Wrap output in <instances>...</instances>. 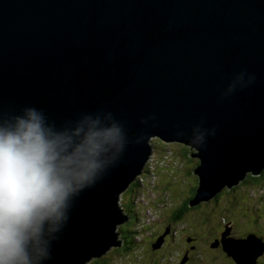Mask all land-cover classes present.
Returning <instances> with one entry per match:
<instances>
[{"label":"water","instance_id":"95a60500","mask_svg":"<svg viewBox=\"0 0 264 264\" xmlns=\"http://www.w3.org/2000/svg\"><path fill=\"white\" fill-rule=\"evenodd\" d=\"M26 106L55 122L102 108L124 126V151L76 201L52 264L99 259L121 248L119 195L152 138L199 159L190 207L264 167V0H0V111ZM223 246L236 264L256 259L251 240Z\"/></svg>","mask_w":264,"mask_h":264},{"label":"clouds","instance_id":"9594fccd","mask_svg":"<svg viewBox=\"0 0 264 264\" xmlns=\"http://www.w3.org/2000/svg\"><path fill=\"white\" fill-rule=\"evenodd\" d=\"M152 140L149 142L150 153L147 155L145 164L127 187L128 189L133 184L129 201L123 205L120 195L118 199L117 207L121 210V215L128 217L124 224L115 229V234H119L115 241H121L117 259H123V261L122 255L126 251L122 239L125 229L121 230L122 227L128 229L137 222L146 221V213L149 211H146L147 208L142 209V206H137L138 199H141L139 195L153 194L156 189L157 172L164 170L168 164H173L167 159L171 154L168 148H165L167 152H163L156 162H151L155 154ZM126 143L127 137L123 124L116 120L111 112L102 108L61 122L50 120L43 109L33 106H26L19 111H0V264H52L53 250L65 233L76 201L84 191L94 187L103 179L108 169L115 164L124 151ZM164 143L168 145L167 142ZM149 165H152L154 171H149ZM259 173L264 175V167ZM143 176L148 181H144ZM237 185L231 189L227 187L223 189L230 193ZM137 186H139L138 189L134 190ZM170 186L171 184L164 186V189ZM218 194L207 202L203 201L196 206H191L190 209H197L213 202L212 200ZM147 201L149 202V205L146 203L147 206H153L152 198L148 197ZM122 205L125 208H122ZM163 205L167 206L166 203ZM208 206L212 207V205L206 206L210 212ZM180 208L178 206L177 210ZM214 216L215 213L211 215L212 218ZM176 218L173 220L170 216L168 222L165 221V224L158 227L156 242L167 244L177 241L174 237L178 235L177 225L183 222L176 221ZM145 226L146 223L142 225V228ZM168 228V236H164ZM175 231H177L176 234H174ZM222 232L224 234L213 239L209 247L228 256L223 250L224 239L240 241L245 238L234 237L229 229V223H226ZM133 234L131 233L127 239ZM136 236L131 239L133 245L139 248L138 240H142L144 246L145 241L151 242L153 239L151 236H154V233L148 235L149 240L147 237L140 239L138 235ZM187 238L190 242L194 241L197 248L198 238ZM179 242L177 241V245ZM214 244L221 245L222 251L215 248ZM127 246L128 250L136 248L130 247V244ZM262 247L264 243L261 239L257 243V248ZM191 248L192 251L195 250V247ZM104 253L100 258L109 264L110 258H106L109 251ZM183 253H185L184 249ZM113 256L110 257L113 258ZM255 258L256 261L257 257ZM96 260L98 259L90 262ZM164 260L163 257L162 261ZM187 260L186 257L179 259V262L174 261L179 264H191ZM150 261L152 264L157 261L161 264L156 254L155 257H150Z\"/></svg>","mask_w":264,"mask_h":264},{"label":"rangeland","instance_id":"374dc122","mask_svg":"<svg viewBox=\"0 0 264 264\" xmlns=\"http://www.w3.org/2000/svg\"><path fill=\"white\" fill-rule=\"evenodd\" d=\"M152 139L153 142L158 141L156 140V138ZM168 144L172 145L173 143ZM164 148L169 147L166 146ZM186 170H188L187 166L178 167L176 161V164H168V166L164 170H159L157 172L155 181L156 189L154 190V193H143L139 195L141 199H138L139 202L137 206H142V209L147 208L146 211H149L146 213V221L144 223L137 222L129 228V230H131V233H135L140 239L147 237V240H149L150 237L148 235L154 233V236H151L153 239L150 243H147L145 241L144 246L142 244V240H138L140 242V247L138 248L133 245L136 248L126 251L122 255L124 256V261H117L123 259H117L119 257L117 252L109 251L106 258H110V263L152 264V261H150V257H155L156 254L161 264H168L169 261H172V264H179L177 263L179 262V259L186 258L188 252L192 250L191 247H195V252L190 254V257L193 258L191 264H235L230 257L222 254L216 249H211L209 247L213 239H217L219 236H222L224 234L222 231L226 226V223H229V229L234 237H242L245 238V240H251L254 243H259L261 239L264 241L263 184L262 186H257L254 188H243L244 191L248 189V192L250 194H253V198L255 197V200L253 201L252 199L248 198L245 194L246 192H244L243 195H237L233 197L231 206L228 203L226 196L221 194L222 196L220 195L217 201L209 203L213 207L212 209L211 206H208L210 212H208V210L206 209V206L209 204L202 205L197 209L189 210V212L186 213V219L184 220V222L177 225L178 235L176 236V239L177 241H180L179 245H176L178 246L177 248H175L176 246H174L173 243L170 242L167 244H162L158 241L156 242L155 236L158 227H160L159 224H165V221L168 222L169 217L172 215L171 212L177 210L178 206H180L182 209L184 202L181 203V201L189 196V192H187V189L183 188V184H187L188 188V185H190V183H192L193 181L192 178H190V176L186 174L188 173ZM143 179L144 181H148L145 180V176H143ZM169 184H171V186L166 189V191L164 189V186H167ZM132 185L128 189L126 187L125 189L127 190L120 194V201L123 205H125L128 200L126 198V194L131 191ZM190 186L193 187L194 184ZM188 190L190 191L189 188ZM148 197L152 198L153 206H147L149 205V202L147 201ZM223 198H225V201H223ZM165 203L167 204V206L163 205ZM224 203H228L226 204L227 206H224ZM227 210H229V212ZM211 213H215L213 220L211 217ZM223 217H225V220L222 219ZM230 218L234 219L235 225L233 224L232 219L229 221ZM203 221L204 224L203 227H201L200 223ZM255 222L258 223L257 226L255 225ZM145 223L146 226L142 228V225H145ZM168 233L169 228L164 236H168ZM176 233L177 231L174 232V234ZM257 233L259 236L257 235ZM136 235L134 236L135 238L137 237ZM184 236H187L189 238H198L197 248L194 241L190 242V240H188V238ZM162 249L163 251L161 252ZM183 249L185 250V253H183ZM263 249L264 247L256 248L254 250L257 257V260L254 262V264H264V254H262ZM112 255H114V259L110 257ZM163 257L165 258L164 261H162ZM99 260H103L104 262H106L103 258H99L95 262H88L87 264H94ZM174 260L177 262H173ZM154 264H158V261Z\"/></svg>","mask_w":264,"mask_h":264},{"label":"trees","instance_id":"16d2710c","mask_svg":"<svg viewBox=\"0 0 264 264\" xmlns=\"http://www.w3.org/2000/svg\"><path fill=\"white\" fill-rule=\"evenodd\" d=\"M156 140H158L157 142H154V151H155V154H154V157L153 159L151 160V162H156L160 155L164 152L166 153L167 151H165L166 149L164 147L168 146L169 150L171 151V154L168 155L167 159L172 162L173 164H176V161H177V164H178V167H186L187 166V169L186 170L188 173H186L187 175L190 176V178H192V183H190V185L194 184V186H190L188 185V188L190 189V191L188 190L187 188V184H183V188L187 189V192H189V197L187 199H183V202H184V205L182 207V209L180 208L179 210H176V211H172V219L174 220L175 217H177L175 220L178 221V222H184V220L186 219L185 216H186V213L189 212V210H191L190 208V204L193 203V201L196 199V196H197V184L199 182V177L197 175H195L194 173V170L196 167H198V164H199V159H195V158H190V154L194 153L193 150H191L190 148L186 147V146H182V145H179V144H172V145H166L164 143L163 140L159 139V138H156ZM167 149V150H168ZM149 168V171H154V169L152 168V165H149L148 166ZM147 174H148V171L146 170L145 171ZM155 175V173H153ZM189 178V179H190ZM264 184V175L260 174L259 172H253V171H249L248 173H246L244 175V178L242 181H240V183L234 187L230 193L226 192L225 190L226 189H223L220 193L224 196H226L227 198V201L228 203L232 206V199L234 196H237V195H243L244 192H246V196L250 199H253V194H250L248 191V189H246V191H244L243 188H254V187H257V186H262ZM139 186H137L136 188H134V190H137ZM219 193V194H220ZM249 193V195H248ZM217 195L212 201H217L219 196L221 195ZM221 195V196H222ZM131 197V193L128 192V194H126V198L128 199L127 202L129 201ZM231 197V198H230ZM223 201H225V198H223ZM246 201V200H245ZM226 203V204H228ZM245 203V202H244ZM244 203H241V204H244ZM225 203H224V206H227ZM130 206H132V204L130 203ZM122 208H125V206H121ZM131 208V207H129ZM229 212V210H227ZM226 211V212H227ZM214 218H212L213 220ZM223 220H225V217L222 218ZM232 218L229 219V221L231 220ZM233 220V224H234V219ZM207 221V219H206ZM254 223V222H253ZM204 224L203 223H200V226H202ZM235 225V224H234ZM255 225L257 226L258 223L255 222ZM125 229V234L124 236L122 237L123 241H124V248H125V251H127L129 248L127 246V244H130V247H133V242H132V239L131 237H134L136 234L134 233L133 235H131V237L129 239H127L129 236H130V230L129 228L127 229L122 227L121 230H124ZM130 232H129V231ZM262 232V231H261ZM258 235V233H257ZM215 236V235H214ZM259 236V235H258ZM213 237V236H212ZM125 238V239H124ZM197 239V238H195ZM129 240V242H128ZM219 250L222 251V248H218ZM115 252L119 253L120 251L118 250V248L114 249ZM233 260V259H232ZM117 261H122V260H117ZM234 262V260H233ZM108 262H104L103 260H99L98 262L94 263V264H107ZM235 263V262H234ZM236 264V263H235Z\"/></svg>","mask_w":264,"mask_h":264},{"label":"flooded vegetation","instance_id":"af4514ba","mask_svg":"<svg viewBox=\"0 0 264 264\" xmlns=\"http://www.w3.org/2000/svg\"><path fill=\"white\" fill-rule=\"evenodd\" d=\"M161 225H162V224L160 223L159 226H161ZM174 237H176V236H174ZM172 243H173L174 246L177 245V241H172ZM174 243H175V244H174ZM219 248H221V247H219ZM194 252H195V251H192V250L188 252V255H187L188 260H187V261H188L189 263H192V261H193V258L190 257V254H191V253H194ZM193 257H194V256H193ZM173 262H175V261H173ZM169 264H172V261H169Z\"/></svg>","mask_w":264,"mask_h":264},{"label":"bare ground","instance_id":"6f19581e","mask_svg":"<svg viewBox=\"0 0 264 264\" xmlns=\"http://www.w3.org/2000/svg\"><path fill=\"white\" fill-rule=\"evenodd\" d=\"M139 172H140V170H139ZM125 190V189H124ZM150 223V222H149ZM215 248H219V247H221L222 248V246L221 245H218V244H214L213 245ZM114 249H116V247H110V248H108V250L107 251H114ZM123 261V260H122Z\"/></svg>","mask_w":264,"mask_h":264}]
</instances>
